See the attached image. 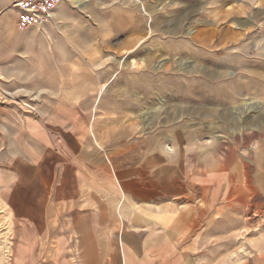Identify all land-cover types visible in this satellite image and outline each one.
Masks as SVG:
<instances>
[{"label":"rangeland","instance_id":"obj_1","mask_svg":"<svg viewBox=\"0 0 264 264\" xmlns=\"http://www.w3.org/2000/svg\"><path fill=\"white\" fill-rule=\"evenodd\" d=\"M16 13L0 0L8 264H119L114 234L126 264L148 231L131 264H264V0H61L24 30ZM174 171L190 197L159 186ZM169 205L195 223L167 239Z\"/></svg>","mask_w":264,"mask_h":264},{"label":"bare ground","instance_id":"obj_2","mask_svg":"<svg viewBox=\"0 0 264 264\" xmlns=\"http://www.w3.org/2000/svg\"><path fill=\"white\" fill-rule=\"evenodd\" d=\"M130 63H132L134 65L135 64V59L132 60ZM216 136H217L216 139H218L219 137H221V135H219V134L216 135ZM170 149L171 148H169L168 151H171ZM169 170H171V169H169ZM168 175H167L168 177H167L166 181L159 180V183L162 181L161 182V185H159V186L161 188H169L170 190H175L177 192L183 190V192L180 193V194H182L181 196H183L184 198L190 197L189 196L190 194L189 195L187 194V191H185V186L180 181V179L182 178V176L181 175H178L176 171H174V172H172L171 174H168ZM213 177H218L219 180L221 179V166H217L216 171L213 173ZM186 178H187V176H186ZM218 183L219 182H217L216 184H214L215 187H213L212 190H211V193H213V196H209V198H208L209 201H212L215 198V196L218 194L217 193L218 190L221 189L220 188L221 187V183L219 184L220 186L217 185ZM126 186L130 190V193L133 196V198L139 197V195H140L139 192H137L133 188L131 189V187H129L128 183L126 184ZM134 186H136V185H134ZM191 186L194 187L195 184L190 183L189 187H191ZM111 190H113V189H111ZM166 208L160 209L159 210V214L160 215L158 216V220L159 221H162L159 225L162 227V229H165V231H166L165 236H166V234H169L170 230H174V233H176L178 235L179 234H185L186 233V227H187L186 225H188V224L194 225L195 219H190L189 218L193 214L194 208L184 209L183 212H182V214H181V216H178V215L174 214L175 211H174L173 214H171L172 213V210L175 209L174 205L173 206L172 205L171 206L169 205V207H166ZM163 210H165V212H162ZM6 211H7L6 213L9 215L10 209H8V210L6 209ZM169 218H171V222L170 223H168V219ZM11 225L12 224L9 221L8 222V225L6 226V228H3L4 230L0 231V248H1L2 252H4V257L2 258L1 264H8V259H9L8 256H10L9 253L11 252V247H12L11 246L10 235H12V227L13 226L11 227ZM134 227L137 228V229L139 228V226L138 227L137 226H134ZM168 228L170 230H168ZM161 237H163V236H160L159 238H161ZM166 238H168V236H166ZM168 248H165L163 250H160V252L162 254L163 253L165 254V252L171 250L172 253L176 255V252H175V249H174L175 247L173 246V244L172 245L169 244V247ZM175 261H176V263H174V264H180L181 263L179 257Z\"/></svg>","mask_w":264,"mask_h":264},{"label":"built area","instance_id":"obj_3","mask_svg":"<svg viewBox=\"0 0 264 264\" xmlns=\"http://www.w3.org/2000/svg\"><path fill=\"white\" fill-rule=\"evenodd\" d=\"M61 0H15L18 8L16 28L24 30L41 27L54 19V12Z\"/></svg>","mask_w":264,"mask_h":264},{"label":"crops","instance_id":"obj_4","mask_svg":"<svg viewBox=\"0 0 264 264\" xmlns=\"http://www.w3.org/2000/svg\"><path fill=\"white\" fill-rule=\"evenodd\" d=\"M15 0H12V2H14ZM16 7V6H15ZM17 16H18V8H17V13H16V20H17ZM15 25H16V21H15ZM257 163V162H256ZM258 164V163H257ZM260 165V164H259ZM257 178H260V180L259 181H261L260 183H259V186H260V188H261V190L263 189L264 190V173H260V174H257V175H255ZM154 232H149L148 231V233H147V235H145L142 239H140V240H138L136 237H135V234L136 233H132V232H130L129 233V236H127V237H125V240H126V244H125V246H124V252H125V254H126V256H125V259H126V264H131V259H133L132 258V256H135V254L136 253H138L140 256H143V249H142V242H143V240H145L146 238H150V239H152V238H154V235L155 234H153ZM138 234V233H137ZM174 234H176V233H174ZM170 237H168L167 239H169ZM130 240L131 241H133L134 243H132V242H130ZM115 241V234H114V236L111 238V249H112V251H113V253H114V259H116L117 260V262L119 261V264H124V263H122V260H124L123 259V257L121 258V256H119L120 254V252L118 251V247H117V245L115 244V249L113 248V243L112 242H114ZM137 242H139V243H137ZM141 242V243H140ZM171 242H174V241H171ZM192 245L194 246V245H196L195 244V242L193 241V243H192ZM82 248V249H81ZM80 249H81V255H84L85 256V261H86V263L85 264H90V262L88 263V253H87V251L89 250V248L87 249V250H85L83 247H81ZM86 248V247H85ZM146 248H144V250H145ZM116 255H117V258H116ZM127 256H130V257H127ZM131 258V259H130ZM118 264V263H117Z\"/></svg>","mask_w":264,"mask_h":264}]
</instances>
